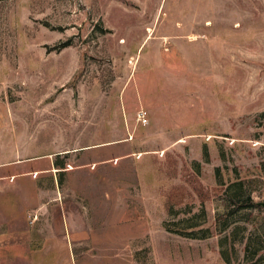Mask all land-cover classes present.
Masks as SVG:
<instances>
[{"label": "rangeland", "instance_id": "374dc122", "mask_svg": "<svg viewBox=\"0 0 264 264\" xmlns=\"http://www.w3.org/2000/svg\"><path fill=\"white\" fill-rule=\"evenodd\" d=\"M0 264H264V0H0Z\"/></svg>", "mask_w": 264, "mask_h": 264}, {"label": "built area", "instance_id": "2783aa9c", "mask_svg": "<svg viewBox=\"0 0 264 264\" xmlns=\"http://www.w3.org/2000/svg\"><path fill=\"white\" fill-rule=\"evenodd\" d=\"M138 117H139L140 122H142V124L146 125L148 123L146 112L140 111L138 114Z\"/></svg>", "mask_w": 264, "mask_h": 264}]
</instances>
